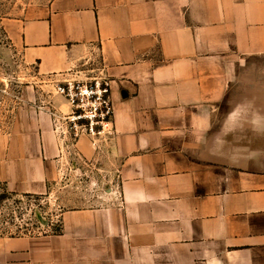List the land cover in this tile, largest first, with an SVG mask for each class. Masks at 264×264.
<instances>
[{
	"label": "crops",
	"instance_id": "0c3cea01",
	"mask_svg": "<svg viewBox=\"0 0 264 264\" xmlns=\"http://www.w3.org/2000/svg\"><path fill=\"white\" fill-rule=\"evenodd\" d=\"M6 27L43 83L110 79L119 186L57 232L0 235V264H264V0H37ZM49 87L0 133L16 194L45 193L63 159L71 106Z\"/></svg>",
	"mask_w": 264,
	"mask_h": 264
},
{
	"label": "rangeland",
	"instance_id": "374dc122",
	"mask_svg": "<svg viewBox=\"0 0 264 264\" xmlns=\"http://www.w3.org/2000/svg\"><path fill=\"white\" fill-rule=\"evenodd\" d=\"M36 1L0 0V133L8 129L23 96H27L33 86L37 89L39 85L50 84L49 89H42V92L46 95L56 93L53 84L43 83L36 65L25 61L7 32V22L24 18ZM63 152L57 177L43 194H16L0 182V235L57 232L63 210L108 201L112 192H118V177L107 158L81 164L68 154L63 157Z\"/></svg>",
	"mask_w": 264,
	"mask_h": 264
},
{
	"label": "built area",
	"instance_id": "2783aa9c",
	"mask_svg": "<svg viewBox=\"0 0 264 264\" xmlns=\"http://www.w3.org/2000/svg\"><path fill=\"white\" fill-rule=\"evenodd\" d=\"M57 94L70 104L67 114L54 113L53 127L63 156L76 163L99 162L110 155L115 137L114 107L110 79L98 73L86 79L66 78L51 81ZM86 137L95 150L92 160L78 150L79 140ZM118 183L116 187L118 189Z\"/></svg>",
	"mask_w": 264,
	"mask_h": 264
}]
</instances>
